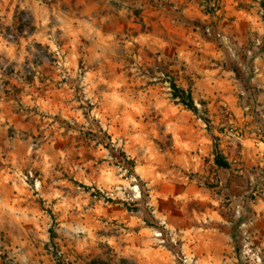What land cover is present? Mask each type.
<instances>
[{
    "label": "rangeland",
    "instance_id": "rangeland-1",
    "mask_svg": "<svg viewBox=\"0 0 264 264\" xmlns=\"http://www.w3.org/2000/svg\"><path fill=\"white\" fill-rule=\"evenodd\" d=\"M0 264H264V0H0Z\"/></svg>",
    "mask_w": 264,
    "mask_h": 264
},
{
    "label": "trees",
    "instance_id": "trees-1",
    "mask_svg": "<svg viewBox=\"0 0 264 264\" xmlns=\"http://www.w3.org/2000/svg\"><path fill=\"white\" fill-rule=\"evenodd\" d=\"M169 84L172 97L192 112L197 113L198 108L192 98L190 90L179 87L173 80ZM214 162L219 167H229V162L218 149L215 150Z\"/></svg>",
    "mask_w": 264,
    "mask_h": 264
}]
</instances>
